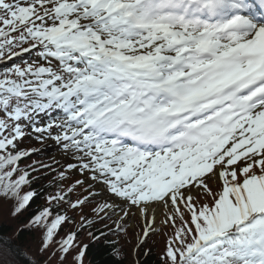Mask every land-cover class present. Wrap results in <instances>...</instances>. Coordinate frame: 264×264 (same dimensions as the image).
Returning <instances> with one entry per match:
<instances>
[{"label": "snow or ice", "instance_id": "obj_1", "mask_svg": "<svg viewBox=\"0 0 264 264\" xmlns=\"http://www.w3.org/2000/svg\"><path fill=\"white\" fill-rule=\"evenodd\" d=\"M32 134L72 152L66 170L86 179L31 216L46 259L0 237V264H84L78 235L94 221L61 237L65 206L103 193L93 212L111 224L93 241L135 217L138 251L162 215L161 264H264V0H0V209L13 216L51 168L21 167Z\"/></svg>", "mask_w": 264, "mask_h": 264}, {"label": "trees", "instance_id": "obj_2", "mask_svg": "<svg viewBox=\"0 0 264 264\" xmlns=\"http://www.w3.org/2000/svg\"><path fill=\"white\" fill-rule=\"evenodd\" d=\"M22 148L32 149V145L28 142L26 137L21 144ZM44 160V159H43ZM41 158L36 156H30L25 158L21 167L25 165L39 166L43 161ZM65 171L66 176L63 181L59 178V173ZM35 180L33 181V188L36 190L38 195L34 198L27 212L20 216H13L11 203H6L2 209H0V237L5 238L12 242L13 245L20 246L24 249L25 253L33 259H39L43 261L46 259V255L39 256L37 249L40 244V232L33 231L30 227H26L31 216L37 213L41 208L48 206L47 197L51 194H55L61 188L66 189L70 186L76 179H81L79 176L71 171L66 170L64 165L51 166L50 169H40L39 172L33 173ZM24 191H28L25 187ZM82 190H77L75 193L71 194L72 200L77 199L83 195ZM97 203L101 201L94 199L92 202L87 203L83 206V211L79 209L73 210L67 209V215L71 218L73 222L65 223L62 225L60 236L63 237L68 232L77 231L79 225L82 223L81 216H85L88 219L94 221V225L90 229H85L79 232L78 240L82 244H88L89 248L84 258V264H113L112 257V244H115L116 248L122 250V260L123 264H161L160 257L163 253L165 246V237L163 235L164 231H167L166 226L161 224L157 228V232L152 234L147 242L139 248L138 251H134L137 246V237L140 234V228L137 225L140 221L134 218L133 226L128 229L127 234L118 233L113 229L112 233H108V241L111 243H106L103 238L100 241H93L88 236V231L98 233V230H103L107 232L105 228L106 224H111L110 220H100L96 217L93 212V208ZM115 233V234H114ZM145 252L148 254L145 255ZM49 264H56L49 262ZM60 264L59 260L58 263ZM65 264H73V255H69Z\"/></svg>", "mask_w": 264, "mask_h": 264}, {"label": "rangeland", "instance_id": "obj_3", "mask_svg": "<svg viewBox=\"0 0 264 264\" xmlns=\"http://www.w3.org/2000/svg\"><path fill=\"white\" fill-rule=\"evenodd\" d=\"M35 57V54L32 55H25L24 56V60H31L32 58ZM21 62V61H20ZM50 118H60V114L58 112L56 113H50L48 115H41L40 119L47 123L49 121ZM35 135L36 134H32L31 136H26V138L28 139V141L32 142L33 145L35 146L34 149H37V151L32 153V156H36L37 158H41L42 160V164H47L50 166H55L58 165L60 163H74V159L72 156V152H67L64 150L63 146L61 144H57V142L51 138H45L43 140V142L38 141L37 139H35ZM76 175L81 176V174L79 172H77L76 170H72ZM84 179H86V176H81ZM89 183H91V181H89ZM97 191H99V189H97ZM108 199V194L103 193L100 196L97 197V200L104 202L105 200ZM113 218L115 219V216H113ZM134 218L130 219V224L133 225L134 223ZM163 220V216L160 215L157 217V221H156V226L161 225V221ZM52 262L54 263H58V259L56 257L52 258Z\"/></svg>", "mask_w": 264, "mask_h": 264}]
</instances>
